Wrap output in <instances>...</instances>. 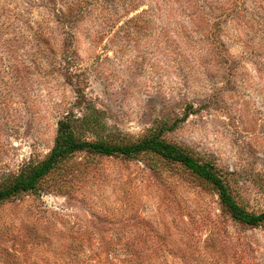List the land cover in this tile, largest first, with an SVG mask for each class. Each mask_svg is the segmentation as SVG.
I'll return each mask as SVG.
<instances>
[{"label": "rangeland", "instance_id": "rangeland-1", "mask_svg": "<svg viewBox=\"0 0 264 264\" xmlns=\"http://www.w3.org/2000/svg\"><path fill=\"white\" fill-rule=\"evenodd\" d=\"M67 113L87 139L165 126L264 212V0H0V183ZM194 176L76 152L0 202V264H264V224L232 220Z\"/></svg>", "mask_w": 264, "mask_h": 264}, {"label": "trees", "instance_id": "trees-1", "mask_svg": "<svg viewBox=\"0 0 264 264\" xmlns=\"http://www.w3.org/2000/svg\"><path fill=\"white\" fill-rule=\"evenodd\" d=\"M77 92L79 94L81 90L78 89ZM79 96L78 102L81 101L83 95ZM78 120V115L70 113L59 119L55 142L50 152L40 161L27 163L19 173L2 181L0 183V202L12 199L22 192L36 190L44 177L60 166L66 158L79 151L125 158L153 153L170 162L181 164L182 167L194 174L201 184L214 190L232 220L251 227L264 224V212H249L238 203L217 166L212 162L198 159L187 149L166 140L161 132L165 126L157 132H150L136 139L124 135L87 139L77 132L76 121Z\"/></svg>", "mask_w": 264, "mask_h": 264}]
</instances>
